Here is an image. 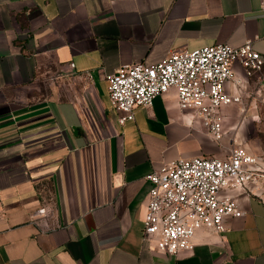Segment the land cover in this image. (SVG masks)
<instances>
[{
	"label": "crops",
	"instance_id": "1",
	"mask_svg": "<svg viewBox=\"0 0 264 264\" xmlns=\"http://www.w3.org/2000/svg\"><path fill=\"white\" fill-rule=\"evenodd\" d=\"M263 3L0 0V264H264V177L231 191L242 215L223 232L199 227L191 250L142 239L152 167L237 144L264 155L241 126L264 112V65L247 81L232 65L240 85L227 86L242 100L220 108L219 140L189 121L172 87L120 123L107 80L170 48L252 38L264 58Z\"/></svg>",
	"mask_w": 264,
	"mask_h": 264
},
{
	"label": "built area",
	"instance_id": "2",
	"mask_svg": "<svg viewBox=\"0 0 264 264\" xmlns=\"http://www.w3.org/2000/svg\"><path fill=\"white\" fill-rule=\"evenodd\" d=\"M264 15V3L261 6ZM247 38L240 45L216 42L192 49L170 48L152 64L124 63L107 75L112 105L121 112L120 123L134 117L136 106H150L154 96L174 88L178 106L188 113L190 122H199L204 131L219 140L224 126L220 108L242 100L235 86L232 65L243 68L244 77L260 79L264 58ZM74 67V62L69 63ZM264 177V155L237 144L226 155L178 156L152 167L145 178L150 181L143 217L142 239H154L155 247L175 254L193 248L192 237L202 226L217 232L226 229L225 218L240 216L231 191L249 187ZM259 188V186L257 187ZM46 215L45 207L37 209Z\"/></svg>",
	"mask_w": 264,
	"mask_h": 264
},
{
	"label": "rangeland",
	"instance_id": "3",
	"mask_svg": "<svg viewBox=\"0 0 264 264\" xmlns=\"http://www.w3.org/2000/svg\"><path fill=\"white\" fill-rule=\"evenodd\" d=\"M45 93V91H43ZM242 126V134L255 152L264 153V112L259 114L253 122Z\"/></svg>",
	"mask_w": 264,
	"mask_h": 264
}]
</instances>
